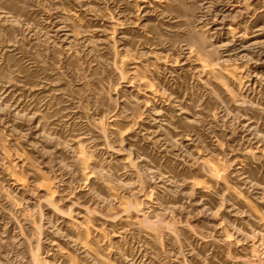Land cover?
Here are the masks:
<instances>
[{
    "label": "rangeland",
    "instance_id": "374dc122",
    "mask_svg": "<svg viewBox=\"0 0 264 264\" xmlns=\"http://www.w3.org/2000/svg\"><path fill=\"white\" fill-rule=\"evenodd\" d=\"M0 264H264V0H0Z\"/></svg>",
    "mask_w": 264,
    "mask_h": 264
}]
</instances>
